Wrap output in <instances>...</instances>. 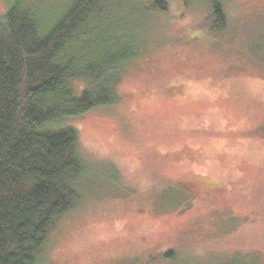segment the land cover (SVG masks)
I'll return each instance as SVG.
<instances>
[{
  "label": "rangeland",
  "instance_id": "1",
  "mask_svg": "<svg viewBox=\"0 0 264 264\" xmlns=\"http://www.w3.org/2000/svg\"><path fill=\"white\" fill-rule=\"evenodd\" d=\"M154 2L110 3L136 55L68 120L90 166L46 264H264V0H222V29L210 0Z\"/></svg>",
  "mask_w": 264,
  "mask_h": 264
},
{
  "label": "trees",
  "instance_id": "2",
  "mask_svg": "<svg viewBox=\"0 0 264 264\" xmlns=\"http://www.w3.org/2000/svg\"><path fill=\"white\" fill-rule=\"evenodd\" d=\"M111 2L12 0L0 14V264H46L55 221L80 203L90 163L68 120L116 103L115 76L136 55ZM210 4L222 29V0Z\"/></svg>",
  "mask_w": 264,
  "mask_h": 264
}]
</instances>
